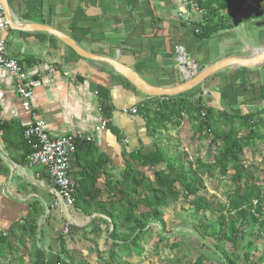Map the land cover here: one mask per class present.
<instances>
[{
  "label": "crops",
  "instance_id": "0c3cea01",
  "mask_svg": "<svg viewBox=\"0 0 264 264\" xmlns=\"http://www.w3.org/2000/svg\"><path fill=\"white\" fill-rule=\"evenodd\" d=\"M7 3L11 23L0 31V37L6 40L7 55L18 59L25 68L32 97L30 111L24 110L11 74L0 67V119L5 125L4 133L0 129V229L6 230L25 218L31 205L37 204L43 211L39 222L47 215L44 226L38 222L41 242L46 247L56 245V234L66 223L86 228L99 226L105 231L111 227L110 220L96 213L85 216L64 204L43 167L26 165L29 153L26 155L22 131L41 120L52 137L92 135V152L88 154L82 148L76 160L73 155L70 174L74 180L79 178L80 171L77 156L79 160H85V155L96 160L102 155L108 161L106 171L117 177L124 159H129L128 153L150 146L152 140L143 117L122 112L123 108L137 107L149 96L131 84L126 85V79L106 63L78 56L53 35L32 29L31 25L52 27L84 51L113 59L132 69L148 85L161 89H170L186 80L177 69L176 45L183 47L186 60L195 65L197 72L228 56H248L264 47V0H227V10L234 11L233 27L205 39L199 38L192 25L179 16L185 12L181 0ZM262 85L264 63L255 67L231 65L182 95L202 93L205 103L218 111L246 114L264 105L260 97ZM99 88L107 92L113 110L108 126L94 132L103 115ZM174 130L186 131V137L180 139L183 147L196 142L205 147L200 156L206 154L209 140L191 138L192 128L187 119ZM164 133L158 144L170 151L168 145H163L162 141H169L163 140ZM103 181L104 178L98 180Z\"/></svg>",
  "mask_w": 264,
  "mask_h": 264
},
{
  "label": "trees",
  "instance_id": "16d2710c",
  "mask_svg": "<svg viewBox=\"0 0 264 264\" xmlns=\"http://www.w3.org/2000/svg\"><path fill=\"white\" fill-rule=\"evenodd\" d=\"M199 3L205 10L199 23V38H209L233 27L234 11L227 10V0H200ZM125 84L130 85L127 80ZM262 91L260 97L264 101V85ZM99 96L102 113L109 118L113 108L108 104V94L99 88ZM160 98L149 96L137 105V114L143 117L152 142L150 146L130 151L117 177L106 171L108 161L102 155L96 160L85 154V160L77 156L80 171L72 193L73 207L85 216L96 213L110 220L111 227L103 233L107 247L103 252L97 251V260L100 264H131L129 259L143 252L140 242L150 236L151 223L163 224L164 208L193 197L189 203L196 215L205 212L212 215L199 220L194 230L201 239L211 240L220 258L214 264H264V254L255 255L257 240L264 243V178L244 163L245 149L253 152L260 144V151H264V105L246 114H234L207 105L202 93ZM183 119L191 124V138L209 140L206 154L195 157L194 161L188 160L185 151L171 153L158 144L162 132L169 125L179 127ZM4 128L2 123L3 133ZM22 140L27 155L32 141L23 136ZM82 148L88 154L93 150L90 142H78L75 160ZM261 163L264 175V157ZM217 177L229 181L226 201L207 200L199 194L205 188L206 178ZM99 178L104 181L99 183ZM42 213L37 204H32L25 218L13 222L5 235L0 233V264H75L65 242L72 231L60 232L58 249L52 252L53 262L48 260L38 242L41 233L38 221ZM87 232L95 239L103 235L100 227ZM157 235L168 248L176 246L174 242L168 244L164 231ZM168 260L163 258L162 264H175ZM206 261L204 255H199L187 264H207Z\"/></svg>",
  "mask_w": 264,
  "mask_h": 264
},
{
  "label": "rangeland",
  "instance_id": "374dc122",
  "mask_svg": "<svg viewBox=\"0 0 264 264\" xmlns=\"http://www.w3.org/2000/svg\"><path fill=\"white\" fill-rule=\"evenodd\" d=\"M174 129L175 127L169 125L167 131H165L162 136L163 140L169 139V141L167 140L166 144L165 141H162L163 145H168L170 152L173 153L175 151H185L187 153V157L190 156L194 161L195 157L199 156L200 152L203 151L204 146H198L196 142H194L191 144L189 143L190 145L186 144L187 146L183 147V143L180 139H184V137H186V131L180 130L178 132V130L176 131ZM257 147L258 148L253 152L248 151V149L244 150V163L247 166H250L252 170L256 171L258 175L264 178V175L261 173V168H263L261 161L264 157V151H260V144ZM212 149L213 147L210 148V151ZM204 155L205 154H203V156ZM145 171L149 173L148 169H145ZM204 183L205 188L199 193L202 195V197H205L207 200L226 201L225 192L229 189V181L227 178H206ZM192 198H190V200ZM190 200L185 202L181 200L164 208L163 224L158 222L151 223L149 230L150 236L147 238L145 236L146 240L144 239L140 242L143 252L140 256H134L130 258L129 261L131 264H162L163 258L169 259L168 261L172 260L175 264H187V262L194 261L199 255H204L207 258V264L220 262L218 254L212 248L211 240L209 238L201 239L194 230V225L197 224L199 220L211 218L212 215L209 212H205V214L199 213V215H196L189 203ZM46 217L47 215L44 214L41 221H38L39 226L45 222ZM39 226L38 229H41ZM86 227V225L75 226L73 223H66V226H63V229L60 230V232H63V230L67 228V233L69 231H72L73 233L72 235L70 234L71 236L68 235V239L65 241H67L66 246L68 251L75 258V264H82L83 262L87 264H100V262L97 260L96 253L97 251H105L107 247L103 234L104 229L100 227L101 233L103 235L101 238L95 239V237L87 232L92 228ZM160 231H164V233L168 236V244L174 242L176 246L173 248H168L165 246V243L157 235ZM56 235L58 236V233ZM39 236L38 242L40 246L46 248L44 251L47 253V258L50 262H53L52 252L58 249L57 243L55 246H53V248L49 246L46 247L42 245V235L40 232ZM260 242V240H257L258 252L255 253L256 256L262 253L264 254V243ZM227 250L230 251L229 247H227Z\"/></svg>",
  "mask_w": 264,
  "mask_h": 264
},
{
  "label": "built area",
  "instance_id": "2783aa9c",
  "mask_svg": "<svg viewBox=\"0 0 264 264\" xmlns=\"http://www.w3.org/2000/svg\"><path fill=\"white\" fill-rule=\"evenodd\" d=\"M200 0H181L185 10L179 16L192 25L195 34L200 30L199 23L202 22L205 10L200 6ZM8 22L0 5V31L6 28ZM6 40L0 37V67L6 69L12 76L14 89L21 100L24 110L30 111V98L32 97L31 87L26 83V71L23 65L15 57L5 52ZM178 71L187 80L197 73L195 65L186 60V54L181 45L175 46ZM2 92L0 91V98ZM162 99V97L160 98ZM123 113L136 114L137 107L123 108ZM109 118L101 115L99 123L94 127V132H99L108 126ZM2 120L0 119V125ZM25 139L31 140V152L26 156V165L29 167L39 165L43 167L44 173L55 187L59 197L67 207H73L72 193L75 187V180L70 174L73 155L76 152L78 142H92V135L67 134L63 137H52L46 131L44 122L35 120L30 123L22 132ZM191 161L192 158L188 157ZM67 233V228L63 230ZM2 235L5 230L0 229Z\"/></svg>",
  "mask_w": 264,
  "mask_h": 264
},
{
  "label": "water",
  "instance_id": "95a60500",
  "mask_svg": "<svg viewBox=\"0 0 264 264\" xmlns=\"http://www.w3.org/2000/svg\"><path fill=\"white\" fill-rule=\"evenodd\" d=\"M0 5L8 24H10L11 17L7 0H0ZM30 27L32 29L43 30L53 35L55 38H57L66 46H68L73 52H75L80 57L106 63L118 74L123 76L132 86L141 91L143 94L150 97H170L181 95L184 92L190 90L191 88L201 84L211 74L231 65H237L241 67H255L264 63V47H262L260 49L255 50V52H252L248 56H228L226 58H223L217 61L216 63L201 69L195 75L176 85L175 87H172L170 89H161L148 85L132 69L120 64L119 62L113 59L100 57L84 51L69 36L57 31L56 29H53L52 27L40 24H34Z\"/></svg>",
  "mask_w": 264,
  "mask_h": 264
},
{
  "label": "bare ground",
  "instance_id": "6f19581e",
  "mask_svg": "<svg viewBox=\"0 0 264 264\" xmlns=\"http://www.w3.org/2000/svg\"><path fill=\"white\" fill-rule=\"evenodd\" d=\"M5 16V15H4Z\"/></svg>",
  "mask_w": 264,
  "mask_h": 264
}]
</instances>
